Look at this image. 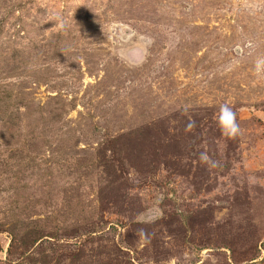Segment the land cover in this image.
Segmentation results:
<instances>
[{"label":"rangeland","instance_id":"obj_1","mask_svg":"<svg viewBox=\"0 0 264 264\" xmlns=\"http://www.w3.org/2000/svg\"><path fill=\"white\" fill-rule=\"evenodd\" d=\"M0 264H264V0H0Z\"/></svg>","mask_w":264,"mask_h":264},{"label":"clouds","instance_id":"obj_2","mask_svg":"<svg viewBox=\"0 0 264 264\" xmlns=\"http://www.w3.org/2000/svg\"><path fill=\"white\" fill-rule=\"evenodd\" d=\"M216 123L221 136L227 139H236L237 137L242 135V130L237 121L236 112L227 103L221 104L219 106V110L216 115ZM195 126V121L190 120L189 124L186 127L187 129H191ZM198 158L204 164H208L211 162V157L207 152H201ZM139 231L143 232V229H140Z\"/></svg>","mask_w":264,"mask_h":264}]
</instances>
